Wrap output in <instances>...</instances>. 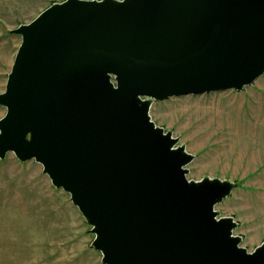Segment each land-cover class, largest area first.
Listing matches in <instances>:
<instances>
[{"label": "water", "instance_id": "water-1", "mask_svg": "<svg viewBox=\"0 0 264 264\" xmlns=\"http://www.w3.org/2000/svg\"><path fill=\"white\" fill-rule=\"evenodd\" d=\"M10 33L0 160L42 166L102 264H264L215 210L236 185L188 180L194 156L149 115L263 76L264 0H65Z\"/></svg>", "mask_w": 264, "mask_h": 264}, {"label": "rangeland", "instance_id": "rangeland-1", "mask_svg": "<svg viewBox=\"0 0 264 264\" xmlns=\"http://www.w3.org/2000/svg\"><path fill=\"white\" fill-rule=\"evenodd\" d=\"M64 1L0 0V94L21 43L10 31ZM5 113L0 107V119ZM149 115L194 156L188 180L236 185L215 210L237 223L241 247L252 252L264 243V75L241 92L154 102ZM93 240L69 195L51 185L41 165L20 163L12 153L0 160V264H102Z\"/></svg>", "mask_w": 264, "mask_h": 264}]
</instances>
